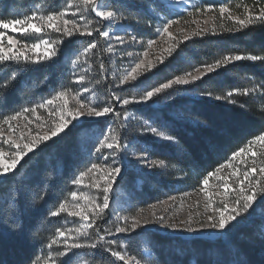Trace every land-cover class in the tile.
Returning <instances> with one entry per match:
<instances>
[{
    "label": "snow or ice",
    "instance_id": "6c2138e0",
    "mask_svg": "<svg viewBox=\"0 0 264 264\" xmlns=\"http://www.w3.org/2000/svg\"><path fill=\"white\" fill-rule=\"evenodd\" d=\"M184 2L187 3L188 0ZM216 7L213 4H206L203 7L192 5L191 9H184L190 17H207L203 20V24L208 25L211 21L212 26L211 28L201 27L199 20L194 19L192 23L196 24V28L190 34L181 28L178 30L180 34L177 35L170 31V28L180 23L179 15L177 14L175 19L163 15L164 13L172 15L168 0H151L148 11L152 13L158 9L154 14L156 18L163 21L162 26L157 27L155 32L160 37L167 38L168 46L162 49L155 63L146 59L149 55L147 49L157 43L153 39L146 41L147 49L142 55L131 51L121 52V55L132 58L129 67L120 74H117L113 68L112 81H107L105 84L104 80L98 79L95 84L105 85V87H110L114 83L120 86H141V77L157 68L158 64H163L168 57L178 53L184 41L195 36L217 35V19L220 21V30L229 33L257 26L264 27V0H252L251 4H237L236 7L242 10L235 15L229 4L222 2L218 5L219 15L217 17ZM135 8H137L135 0L131 2L129 0H66L65 6L60 10H49L46 13L32 10L30 14H23L19 18H0V66L9 63L52 65L60 58L61 49L66 42L87 37L89 39L82 51L79 48L74 49L78 54L73 63L79 65L83 62L91 71L92 65L89 63V58L98 48L101 54H109L110 59L117 53L115 46L117 44L125 48L136 44L144 45L142 39L129 33L125 28L132 18L126 13ZM209 13L213 15L208 16ZM225 22H230L233 26L225 27ZM113 25L116 30H121L124 34L113 35L112 31L105 30L106 26L112 27ZM8 30H11L13 35H8ZM48 33H55L56 38H43ZM17 34L20 38H16ZM27 36H35V42H25L23 38ZM97 37L105 42L106 47H101ZM38 49L42 51L38 53ZM164 53H167V56ZM238 61L258 62L259 66L264 69V50L260 54H224L213 63L195 68L196 75L191 72L175 75L166 82L131 96H121L115 91H106L103 97H98L95 88L84 86L85 81L89 79L87 73L76 74L74 83L79 85L76 90L72 87L62 88L41 102L30 107L25 106L13 114L0 113L2 116L0 118V178H7L9 174L14 175L18 166H23L21 161L25 157L30 153L34 154L41 144L59 137L70 128L90 129L97 118L110 116L120 118L121 111L117 110V105L147 103L154 97L174 89L175 86L192 85L208 74ZM96 70L98 75L109 71L104 59H99ZM17 78V73L14 71L7 80L0 82L3 84V90L6 92L11 87L9 80L14 81ZM87 93H91V96H86ZM201 94L212 96L211 92ZM234 97L264 100V81L252 83L251 86L246 87H232L223 95H217L214 98L237 105L238 100ZM3 101L4 97L0 95V103ZM260 106L264 108V103ZM240 107L244 105L240 104ZM38 110L46 111V118L39 115ZM29 114L32 118H29ZM129 115L126 110L123 111V121L120 127L124 126L123 122L128 120ZM21 120L22 124L13 123ZM32 125L35 127L33 128ZM147 131L169 142L176 140L173 135L166 134L164 130L157 127H150ZM93 151L95 160L70 181L77 189L88 188L91 191L73 190L69 193V198L61 200L54 210L46 213L52 218L62 215L75 218L73 226L57 227L46 243L42 240L38 241L41 245L40 251L33 257L30 264H76L81 253L92 257L91 260L83 261L81 264H95L97 254L101 260L106 258L107 264H141V260L130 255L126 246H122L116 239L118 234L136 233L138 229L143 230L151 224L189 232L205 229L224 231L233 227L234 222L239 223L241 219L250 215L257 206L264 204V131H261L248 138L241 147L232 151L224 162L203 175L198 187V194H202L203 197V212L189 210L186 219L177 221L175 213L168 211V207H171L169 202L174 203L176 197L169 196L166 201L159 202L167 206L159 215L156 212L157 205L151 204L148 206L152 210L150 216L117 214L114 231L102 228L99 222L104 221L109 215L107 210L112 207L111 197L114 185L117 184L118 178L122 177L124 171L120 161L123 158L122 152L126 151V145L121 143L117 129L109 126L108 131L102 133V138L96 141L92 151L88 153L89 156ZM106 151L107 155H105ZM148 155L147 151L133 153L136 161L143 163L149 169L166 166L164 159L149 160ZM241 156L248 157L250 163L249 160L236 162V158ZM225 168L232 170L229 175L221 174ZM85 177H92L90 184H84ZM210 178L216 182L210 185ZM20 195L17 192L3 205H0V217L7 215L12 230L17 232L24 231L22 218L17 215L20 211ZM189 195V192L182 193L183 197ZM45 198L46 193L40 197L41 200ZM200 206L201 201L197 200L195 204L189 205V209H199ZM143 211V209L140 210V212ZM108 237L112 239L109 240ZM261 238H264V231L261 232ZM235 264H246V262L237 259Z\"/></svg>",
    "mask_w": 264,
    "mask_h": 264
},
{
    "label": "trees",
    "instance_id": "16d2710c",
    "mask_svg": "<svg viewBox=\"0 0 264 264\" xmlns=\"http://www.w3.org/2000/svg\"><path fill=\"white\" fill-rule=\"evenodd\" d=\"M193 1L197 7L206 4L216 5L217 17L218 5L222 2L229 4L234 15L242 10L236 7L237 4L252 3V0ZM135 2L137 8L127 14L138 18L146 25L160 21L154 14L158 9L152 13L148 11L151 0ZM65 3L66 0H0V18L14 19L23 15L22 13L29 14L35 8L36 10L45 8V12L60 10ZM169 10L174 15V10ZM219 23L217 19L216 26L219 27ZM232 26L230 22H225V27ZM217 32V35L190 43L194 50L186 49L185 56H182L180 61L186 60L184 64L192 68L213 63L224 54H260L264 50V27L257 26L232 33L219 29ZM141 35H145L144 32ZM79 40L81 41L77 42ZM79 40L66 42L61 49L60 58L52 65L34 67L9 63L0 66V82L7 80L14 71L18 77L14 81H8L11 87L6 92L0 83V95L4 97L3 103H0V113L13 114L25 106L30 107L49 97V93L69 87L70 56L76 52L74 49L86 43L85 37ZM102 80L105 84L110 81L106 75ZM261 81H264V69L258 62L239 61L208 74L188 88L187 92L200 95L211 92L210 100L176 99L160 111L162 116L161 119H156L158 120L156 125H161L164 131L173 135L176 143H155L152 150H149L150 156L164 159L165 162L179 168L187 181L213 170L248 138L264 131V108L260 106L264 100L234 97L238 104L233 105L214 97L223 95L232 87L251 86L252 83ZM98 89L104 96L106 91L113 88L99 85ZM240 104L244 107H240ZM170 107L171 111L166 114L165 111ZM173 113H177L188 122H182ZM83 130L84 128H70L59 137L41 144L34 154L30 153L25 157L21 162L23 166H18L14 175L9 174L7 178L0 179V205L19 192L20 211L17 215L22 218L24 225L23 232L13 231L9 217L7 215L0 217V264H30L40 251L41 245L38 241L46 243L52 237L55 228L69 226L68 222L72 217L62 215L52 218L46 213L54 210L61 200L69 197V193L74 190V185L70 181L86 167L88 146L81 139ZM129 177H132L130 172L128 177L125 175L127 180H130ZM156 179L157 177L151 178V181ZM141 186V190L150 196L149 190L144 189L145 184ZM45 193L46 198L41 200L40 197ZM259 213L262 215L252 213L241 219L232 229L227 242L220 243L227 247L232 264H235L237 259L245 261L246 264H264V238H261V232L264 231V204L259 205ZM99 223L100 226L105 224L104 221ZM126 243L129 253L138 258L142 257V242L127 240ZM204 243L210 244L208 241ZM91 259L92 257L85 256V261ZM196 260L200 264L199 257H196ZM183 263L187 264L186 259ZM95 264H107V259L101 260L97 254Z\"/></svg>",
    "mask_w": 264,
    "mask_h": 264
},
{
    "label": "rangeland",
    "instance_id": "374dc122",
    "mask_svg": "<svg viewBox=\"0 0 264 264\" xmlns=\"http://www.w3.org/2000/svg\"><path fill=\"white\" fill-rule=\"evenodd\" d=\"M131 2V0H129ZM170 5V9L174 10V15H166L168 18H177V14L179 15L180 23L173 25L170 28L174 34L179 35V29H184L186 33H191L193 29L196 28V24L192 23L194 19H198L201 27H209L211 28L212 22L210 21L208 25L203 24V20L207 17H190L184 11V9H191L190 6L194 5L193 0H188L187 3L184 0H168ZM36 10V8L34 9ZM44 9H40L39 11L45 12ZM46 13V12H45ZM24 14V13H22ZM30 14V13H29ZM127 14V13H126ZM208 16L213 15V13L207 14ZM22 16V15H20ZM19 18V17H16ZM138 18L133 17L127 22L125 28L131 34L137 35L139 39H142L144 45L140 44L132 45L125 48L122 45H115L117 48V53L109 59V54L103 53L101 54L100 48L95 50V54L89 58V63L92 65L91 71L88 70V65L81 62L79 65L73 63L75 60V56L78 52L72 53L70 56V71L71 76L69 77L70 85L73 90H76L79 85L74 83V76L81 72H86L89 77L88 80L85 81L86 87L95 88L96 94L98 97H103L101 91L98 89L99 85L95 84V81L98 79H102L105 75L109 78L110 81L113 80V68L117 74L122 73L129 65L132 63V58L121 55V52L131 51L133 53H137L142 55L143 52L147 49L146 41L149 39L156 40L157 43L152 46V48L147 49L149 55L146 59L152 60L154 63L156 61V57L161 54L162 49L168 46V41L166 37H160L155 29L157 27L162 26L163 21L160 19L158 22H154L151 25H146L144 23H137ZM144 32L145 35H141L142 32L138 33L137 30ZM220 28L217 26V31ZM105 30H109L113 32V35H123V31L116 30L115 25L112 27H107ZM8 35H13L11 30H8ZM207 36H212L211 34L206 36H195L192 37L188 41H184L183 44L180 45L178 53L174 54L172 57H168L163 64H158L157 68H154L151 72L146 73L141 77L139 87H131L128 85L120 86L118 84H112L113 88L110 91H115L118 95L121 96H131L138 95L142 91L149 89L152 86H157L159 83L166 82L167 79L173 78L175 75H183L186 72H191L193 75L197 73L194 71L195 68L200 67L201 65H197L195 67H188L184 62L180 61L182 56H185V50H194L190 43L195 40H200L201 38H205ZM16 38H20L19 34L16 35ZM43 38L47 39H55V33H48ZM86 38V42L89 38ZM25 42L33 43L36 40L35 36H27L23 38ZM101 47H106L105 42L98 38ZM81 40L77 41L80 42ZM85 45H82L79 49L82 51V48ZM19 47V45H18ZM15 50V49H13ZM41 49H38L37 52H41ZM100 53V54H99ZM61 54V52H60ZM167 56V53H164ZM105 59V64L108 67L109 71L104 74H97L96 66L99 62V59ZM173 59H177L173 61ZM83 60V58H82ZM239 62V61H238ZM236 63V62H235ZM31 66H39V65H31ZM202 70V69H201ZM195 82L192 85L185 86H175L174 89L166 91L154 97L151 101L147 103H136L130 104L128 106H120L117 105V110L121 111V117L117 118L115 116L110 117H101L97 118L95 122L92 123L90 129L84 128V133L82 134V142L87 144L88 152L86 153L88 160L86 166L89 165L93 160H95V153L92 152V155L89 156V152L92 151L96 141L102 138V133H106L108 131L109 126L114 129H117L121 143L126 145V151L122 152V159L120 163L123 165L124 171L122 173V177L118 178V182L114 185V190L111 197L112 207L107 210L109 215H107L104 219V225L102 228H107L109 230L114 231V226L117 223L116 215H137L139 214L141 217L145 215L150 216L151 209L148 208L151 204H156V212L157 214H161L163 209L167 207L159 202L166 201L169 196H175L176 201L169 202L171 207H168V211L171 213H175V219L177 221L184 220L187 218V213L189 210L191 211H200L203 212V197L202 194H198V187L200 185V180L203 175L196 177L192 181H187L184 173L180 172V169L170 163L166 162V166L164 168L159 169H149L143 163L137 162L133 156V153H138L140 151L148 152V159H157L150 156L149 150L155 146L154 144H164V143H176L169 142L167 140L155 137L153 134L147 131L150 127H157L158 129H162L161 125H156L157 118L161 119V110L166 108L171 102L176 99H193V100H205L208 101L211 98L207 95H200L198 93H189L187 92L188 88L194 86ZM246 87V86H245ZM61 90V89H60ZM58 91V90H57ZM53 93H49V97L53 95ZM86 96H91V93L85 94ZM48 98V97H47ZM217 100V99H216ZM215 100V101H216ZM224 103H228L224 100H219ZM41 102V101H40ZM39 103V102H38ZM126 110L130 115L127 121H124V126L120 127L121 121H123V111ZM171 111V107L167 108L165 111L168 114V111ZM38 114L42 117L47 116L46 111L38 110ZM172 114V113H171ZM177 116L178 119L182 120V122H188L187 119L180 117L177 113H173V115ZM170 116V115H169ZM29 118H32L29 114ZM162 121V120H161ZM163 122V121H162ZM15 123H23V121H16ZM164 125V123H162ZM34 128L35 126L32 125ZM6 128V126H5ZM166 132V131H165ZM166 134H168L166 132ZM7 150V149H6ZM255 150V149H253ZM107 155V151L105 153ZM25 159V158H24ZM240 160H249L246 156H241L236 158V162ZM23 161V160H22ZM21 161V162H22ZM111 163V160H109ZM86 168V167H85ZM83 168V170H85ZM82 170V171H83ZM231 169L225 168L222 170V175H229ZM129 172L132 177L130 180H127ZM157 177L156 180L151 181V178ZM1 179V178H0ZM92 177H85L84 184H90ZM213 179L210 178V185L214 183ZM218 183V182H217ZM145 184L144 189L149 190V195L140 187ZM196 191H193V190ZM74 190H82L85 192L91 191L88 188H80L77 189L74 186ZM155 192H157L155 194ZM189 192L190 195L187 197H183L182 193ZM69 198V197H68ZM197 200L201 201V206L199 209L192 208L189 209V205L195 204ZM183 205V206H181ZM143 209V212L140 210ZM252 213H258L259 216L262 214L259 213V206L255 208ZM75 218H71L68 222L69 226H73V221ZM122 224V222H119ZM236 226V222H234V226L224 230V231H216L212 229L200 230L198 232H189L186 230H173L163 228L162 226H157L155 224H151L147 226L143 230H137L136 233L131 234H118L116 239L121 243L122 246H126L127 240H133L134 242L139 241L142 242L143 249L141 251L142 257L139 258L141 260V264H184L183 260L186 259L187 264H198L196 261V257L200 259V264H232L229 256V252L226 250L227 247H223L222 243H226L230 233L233 231L232 229ZM108 239H112V237H108ZM210 242V244H206L204 242ZM128 251V250H127ZM129 252V251H128ZM132 255L131 253H129ZM160 254V255H159ZM134 256V255H133ZM188 256V258H186ZM138 258V257H137ZM85 261V255L81 253V255L77 258L76 264H81V262ZM186 263V262H185Z\"/></svg>",
    "mask_w": 264,
    "mask_h": 264
}]
</instances>
